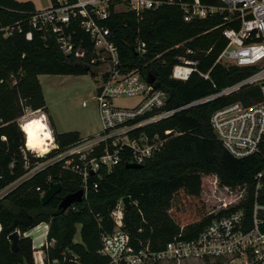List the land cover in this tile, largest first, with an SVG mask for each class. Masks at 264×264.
Wrapping results in <instances>:
<instances>
[{"label":"trees","instance_id":"16d2710c","mask_svg":"<svg viewBox=\"0 0 264 264\" xmlns=\"http://www.w3.org/2000/svg\"><path fill=\"white\" fill-rule=\"evenodd\" d=\"M35 10L29 0H0V192L15 184L0 197V264H34L31 239L23 233L41 222L48 223L45 264H107L108 259L98 253L100 235L112 229L110 210L124 196H129L131 203L124 211V229L132 238L148 240L155 250L177 236L181 225L183 235L191 237L212 216L206 213L217 199L211 207H205L200 197L204 188L246 184L248 205L253 176L264 167V160L259 156L233 157L214 135L209 118L213 111L234 101H261L259 88L246 85L207 102L191 103L239 82L255 68L215 62L226 44L221 35L226 25L220 15L187 22L177 5L167 4L138 15L133 11L115 12L107 24L121 65L139 68L143 77L146 72L152 73L155 85L167 93L165 107L180 108L151 127L161 134L170 129L171 136L141 168H127L121 161L109 172L101 169V177L90 180V184L97 181V188H90L80 202L61 212L58 205L62 197L79 189V177L63 169L61 162L28 172L81 136L75 130H55L38 75L93 74L88 64L91 46H80L83 54L66 56L53 37L31 26ZM136 40L145 43L142 55L136 51ZM187 49L192 52L187 53ZM184 56L196 59L198 71L208 72V79L197 72L184 81L171 78L173 65ZM27 110L42 111L47 116L57 148L45 156L35 157L25 149L18 120ZM50 182L60 183L61 188L42 204L41 195ZM78 226L80 241L75 242ZM15 229L20 235L13 250L8 235Z\"/></svg>","mask_w":264,"mask_h":264},{"label":"built area","instance_id":"2783aa9c","mask_svg":"<svg viewBox=\"0 0 264 264\" xmlns=\"http://www.w3.org/2000/svg\"><path fill=\"white\" fill-rule=\"evenodd\" d=\"M217 1L211 5L201 0H50L48 7L36 9L30 17L31 26L53 37L63 54H83L80 46H91L88 64L99 80L94 99L101 129L81 137L45 162L37 163L28 174L46 164L61 162L63 169L79 177V189L84 198L90 188H97V181L90 184V180L99 179L101 169L109 172L121 161L143 164L162 150L172 131L165 129L161 134L151 127L180 108L165 107L167 93L155 85V79L149 83L139 68L127 69L121 65L107 20L115 12L133 11L138 15L167 4L177 5L187 22L220 15L222 24L226 25L221 30L226 44L215 62L255 68L239 82L191 104L207 102L246 85L257 86L261 101L244 104L238 100L218 108L211 113L209 124L218 141L233 157L259 156L264 160V0ZM136 51L144 54L145 43L136 40ZM178 59L171 69V78L184 81L192 72H197L208 79V72L198 71L196 59L185 56ZM119 96H137L138 101L132 107H119L113 103ZM24 146L35 157L44 155L28 149L25 142ZM49 148L46 155L57 148L54 140ZM251 186L248 205L245 204L246 184L234 188L220 186L224 194L207 210L206 214L212 216L197 234L185 237L181 225L177 236L159 250L152 249L148 240L132 238L124 229L126 208L120 198L110 210L113 226L110 231L101 233L98 253L108 259L107 264H186L189 261L264 264V167L254 174ZM41 223L46 236L48 224ZM43 244L37 249L32 247L34 264H45L41 252ZM52 263H56V259Z\"/></svg>","mask_w":264,"mask_h":264},{"label":"rangeland","instance_id":"374dc122","mask_svg":"<svg viewBox=\"0 0 264 264\" xmlns=\"http://www.w3.org/2000/svg\"><path fill=\"white\" fill-rule=\"evenodd\" d=\"M49 1L50 0H36L39 8L48 6ZM38 80L42 87L46 107L57 132L75 130L79 132L81 137H87L100 131L101 123L97 102L94 99L99 80L94 77V74H40ZM137 101V96H119L113 100V103L119 107H132ZM83 102L85 103L84 105L82 104ZM32 112L33 111L27 110L24 115L19 118L18 122L21 123V121L30 116ZM45 149L44 155H46L45 153L49 150V146H45ZM14 186L15 184L9 185L2 190L1 193L3 194ZM223 192L224 191L220 188V185L217 184V187L212 185L210 188H204L201 191L200 197L204 202L205 207L209 208L218 197H221L224 194ZM78 235L79 233L77 229L74 238L78 237ZM186 264L221 263L210 261L205 263L189 261Z\"/></svg>","mask_w":264,"mask_h":264},{"label":"bare ground","instance_id":"6f19581e","mask_svg":"<svg viewBox=\"0 0 264 264\" xmlns=\"http://www.w3.org/2000/svg\"><path fill=\"white\" fill-rule=\"evenodd\" d=\"M20 125L23 133L25 134L24 139L28 149H33L40 154H44V150H46L45 145L49 146L50 143H52L53 137L44 113L42 111L33 112L30 116L23 119ZM39 226H41V229H37ZM31 229L35 231L34 235L38 236L40 234L43 236L44 234L43 223Z\"/></svg>","mask_w":264,"mask_h":264},{"label":"water","instance_id":"95a60500","mask_svg":"<svg viewBox=\"0 0 264 264\" xmlns=\"http://www.w3.org/2000/svg\"><path fill=\"white\" fill-rule=\"evenodd\" d=\"M144 78L149 83H152L155 79V76L150 72H146V73H144ZM125 166L127 168H141L143 165L137 164V163H125ZM60 188H61L60 183L50 182L48 189L41 196V199H40L41 203L46 204L51 199V197L60 190ZM82 198H83V191L81 189H78L77 191H75L73 193H70V194L63 196L59 205H58V208L61 212H64L68 208H70L73 204H75L76 202H80L82 200ZM122 202H123L126 209L130 208L131 203H130L129 196L122 197ZM8 239L11 243V249L15 250L16 246H17L18 239H19V233H18L17 229L13 230L8 235ZM51 245H53V242L51 243Z\"/></svg>","mask_w":264,"mask_h":264},{"label":"crops","instance_id":"0c3cea01","mask_svg":"<svg viewBox=\"0 0 264 264\" xmlns=\"http://www.w3.org/2000/svg\"><path fill=\"white\" fill-rule=\"evenodd\" d=\"M18 1H26V0H18ZM29 1H31L32 3H33V6H34V8L35 9H44V8H46V7H48V6H44V7H42V8H39L38 6H37V2H36V0H29ZM49 4H50V1H49ZM38 78H39V75H38ZM44 115L46 116V114L44 113ZM46 121H47V116H46ZM47 123H48V121H47ZM49 125V124H48ZM45 146H47V145H45ZM37 229H41V226H39V228H37ZM77 229H78V233H79V226L77 227ZM35 234V231L34 230H32V229H30L29 231H27V236L28 237H30L31 238V241H32V247L35 249H37L38 247H40V245H41V243H45V236H44V234H43V236H41L40 234L37 236V235H34ZM73 240L75 241V242H79L80 241V235H78V237H76V238H73ZM42 248H41V252H42V254L44 255V250H43V247H44V244H43V246H41ZM34 257V256H33Z\"/></svg>","mask_w":264,"mask_h":264}]
</instances>
